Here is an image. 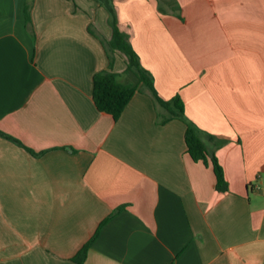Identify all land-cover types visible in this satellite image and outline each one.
I'll list each match as a JSON object with an SVG mask.
<instances>
[{"label": "crops", "instance_id": "crops-1", "mask_svg": "<svg viewBox=\"0 0 264 264\" xmlns=\"http://www.w3.org/2000/svg\"><path fill=\"white\" fill-rule=\"evenodd\" d=\"M26 1L0 0V132L37 155L0 137V264H76L97 231L83 264H264V0L113 1L224 193L147 88L116 120L94 106L108 59L88 27L110 39L104 8L33 0L31 35ZM125 68L115 55L118 81L133 83Z\"/></svg>", "mask_w": 264, "mask_h": 264}, {"label": "trees", "instance_id": "trees-1", "mask_svg": "<svg viewBox=\"0 0 264 264\" xmlns=\"http://www.w3.org/2000/svg\"><path fill=\"white\" fill-rule=\"evenodd\" d=\"M33 0H27L24 7L25 23L30 34H33L31 29L30 9ZM72 1V0H71ZM99 7L104 8L108 14L107 23L111 29L110 39H105L96 33L92 26L88 27V31L95 36L101 43L106 57L108 59V67L106 70L97 72L92 79V100L94 106L99 112L110 115L116 120L123 112L132 96L140 91L141 88H147L156 103L163 108L170 118H176L182 121L185 125L184 141L187 148V153L194 162H202L212 167L215 177V190L218 193L227 192V182L224 176L222 167L218 164L216 158L208 151L206 143L200 138L196 128L189 123L183 115V105L179 97L176 96L171 100H162L156 93L150 75L140 65L138 56L132 49L128 36L122 32L118 27L116 12L114 8V0H93ZM160 0H158L159 2ZM164 1V0H163ZM115 55L121 56L125 61L124 73L131 75L134 79L133 83H120L118 81V74L112 71ZM0 137L24 148L27 152L35 154L30 149L24 147L18 140L0 132ZM209 139H214L213 136L208 135ZM224 142L220 143L223 144ZM123 210L120 207L115 210L114 214ZM112 214L109 218H111ZM108 218V219H109ZM107 221V220H106ZM102 222L100 227L106 222ZM96 234L80 249L77 255L73 258L76 264H83L88 249L94 241Z\"/></svg>", "mask_w": 264, "mask_h": 264}]
</instances>
